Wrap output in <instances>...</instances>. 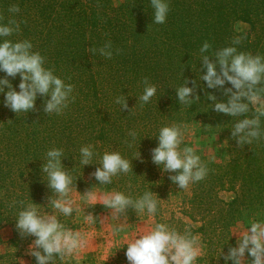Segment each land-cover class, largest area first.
<instances>
[{
    "label": "trees",
    "instance_id": "obj_1",
    "mask_svg": "<svg viewBox=\"0 0 264 264\" xmlns=\"http://www.w3.org/2000/svg\"><path fill=\"white\" fill-rule=\"evenodd\" d=\"M165 2L169 5L166 21L155 24L150 0H120L117 5L114 0H0V25H6L9 19L19 24V31L0 37V43L4 39L29 40L32 51L45 58L44 67L74 86L75 97L61 114L47 115L43 112L47 97L37 96L36 111L14 113L4 106V94L0 93V224L15 228L24 207L57 198L41 172L45 153L52 147L63 149L61 163L73 184L99 167L106 151H118L131 161L133 173H119L112 177L111 184L103 185L133 200L146 190L156 194L158 223L166 224L160 218L166 206L197 225L185 226L187 232L199 237L202 246L195 264L214 263L216 256L224 261L219 257L221 250L227 253L228 247L235 245L232 227L243 223L248 215L264 218V137L238 146L231 136L236 122L253 118L256 112L250 103L249 111L241 116L215 112L214 102L207 95H214L216 102H226L227 97L223 89H209L200 79L204 75L201 56L209 55L215 62L212 56L221 48L236 47L238 52L264 57V0ZM14 4L19 6V13L8 11ZM235 23L247 24L248 34H237ZM235 38L240 39L239 44L232 43ZM109 40L111 59L98 51ZM206 41L211 48L201 54ZM5 75L0 72V79ZM145 77L157 91L142 105L139 97ZM7 79L19 91V74ZM185 79L190 81L187 87H193L191 81H196L195 95L200 97L191 105L178 102L176 97L175 90ZM230 87L226 82L224 88ZM119 96L126 97L128 109L121 110L115 103ZM193 121L200 122L201 136L225 143L228 155L218 163L197 152L207 175L180 189L168 178L175 173L164 172L162 165L154 164L150 150L158 146L156 136L161 127ZM260 127L264 132L263 117ZM130 131L136 132L135 140L129 136ZM87 144L94 146L95 155L92 165L83 166L79 149ZM184 147L190 145L182 141L180 149ZM226 191L235 194L229 203L218 198ZM126 212L137 214V219L142 216L131 208ZM166 225L171 228L170 223ZM183 226L176 227L181 234Z\"/></svg>",
    "mask_w": 264,
    "mask_h": 264
},
{
    "label": "clouds",
    "instance_id": "obj_2",
    "mask_svg": "<svg viewBox=\"0 0 264 264\" xmlns=\"http://www.w3.org/2000/svg\"><path fill=\"white\" fill-rule=\"evenodd\" d=\"M153 11V23L164 24L169 12V5L165 0H150ZM10 13H19L18 5H11ZM19 31V24L15 19H9L6 25H0V37H9L13 32ZM233 44H239L240 39L235 38ZM33 45L29 40L12 42L4 39L0 43V72L5 73V78L0 79V93L4 94V106L14 113L36 111L35 101L37 96L47 97L44 100L43 112L48 114H61L74 102L72 96L74 86L66 84L61 78L54 75V70L45 68V58L32 51ZM211 45L206 41L200 48V53H206ZM95 53L97 49H90ZM99 54L107 59L113 55L112 43L109 40L98 49ZM119 49H116L119 54ZM202 55L201 61L204 75L200 77L209 89H223L227 97L226 102H216L214 95H207L208 100L214 102L213 110L229 117L246 114L249 103L260 104L253 118H244L235 123L231 136L235 138L238 146L251 144L253 140L264 137L261 131L260 117L264 116V57L259 54L238 52L236 47H224L217 50L213 56ZM219 66V72H217ZM19 74V91H16L7 79L15 78ZM144 90L139 100L142 105L147 104L156 94L157 87L143 79ZM231 85L224 88L225 83ZM187 79L175 92L178 102L191 105L199 101L195 95L196 81H191L193 87H187ZM5 87L8 89L4 91ZM192 97V99H190ZM247 101V102H243ZM115 103L121 110L128 109L126 97L119 96ZM129 136L135 140L136 132L130 131ZM158 146L150 150L151 160L158 166H163L164 172L175 173L168 178L180 189H185L192 182H198L207 175V168L201 163L200 157L191 147L180 149L183 141L181 126L173 124L159 129L156 136ZM131 147V145H129ZM92 144L80 147V161L83 166L92 165L95 155ZM64 151L62 148L52 147L45 153L46 162L41 166V172L46 174L47 187L58 198H48L53 208L65 217L71 216L74 201L69 198L73 191V178L68 174L61 163ZM139 158V152L137 153ZM99 167L90 173V177L99 184H111L112 177L119 173H133L131 161L121 156L118 151L104 152L100 157ZM75 187V185H74ZM88 201L95 205L102 204L111 210L114 218H119L126 210L131 208L138 213L145 210L150 215L157 211L156 194L146 190L142 196L133 200L119 191L104 193L98 200L97 195L90 190L83 194ZM23 204V202H21ZM38 206L31 203L19 211L16 219V228L21 237H35L29 246L28 255L35 258L36 264H57V260L83 249L87 243L80 231H73L62 224L55 215L40 214ZM88 223H94L97 218L92 213L85 216ZM249 227L237 234L235 246H229L227 253L220 252L225 264H264V221L252 219ZM119 229H117L118 231ZM137 236L139 238H137ZM127 242L125 256L128 264H195L202 255V248L198 236L190 232L179 233L175 228L158 223L150 230L137 235Z\"/></svg>",
    "mask_w": 264,
    "mask_h": 264
},
{
    "label": "rangeland",
    "instance_id": "obj_3",
    "mask_svg": "<svg viewBox=\"0 0 264 264\" xmlns=\"http://www.w3.org/2000/svg\"><path fill=\"white\" fill-rule=\"evenodd\" d=\"M120 0H114V4H119ZM234 31L237 34L246 35L249 32V26L244 23H235ZM251 107L256 112L260 104L250 103ZM257 114V113H256ZM264 118V116H262ZM181 131H183V141L190 145L194 150V153H200L208 161L215 159L218 163H223L227 159V151L225 143H220L216 137H203L199 133L201 131V124L199 121H193L187 124L181 125ZM75 185V187H74ZM107 186V185H106ZM103 184H99L94 178L87 175L82 178V181L73 184V191L70 192L69 198L74 201V211L71 216L65 217L62 213L52 207L48 200H41L38 206V212L40 214L55 215L57 219L64 224L67 228L73 231H80L87 243L85 247L70 256L65 257L63 260H57V264H106L111 263L115 259H121L122 262L128 263L125 252L127 242L136 235L142 234L141 230L138 232L142 224L148 226L146 231L150 230V225L155 227L158 224L156 216L143 212L141 218L137 219L136 215H128L123 213L119 218H114L111 214V210L105 208L102 204L97 203L92 205L86 197L83 196L86 190H90L99 198L109 190ZM188 193V191H186ZM235 197V194L230 191L221 192L218 194L219 200L223 203L231 202ZM58 198V197H57ZM11 201H13L11 199ZM38 205V204H37ZM175 205V204H174ZM176 206V205H175ZM88 213H92L97 220L94 223H88L85 216ZM14 214H11V221L15 219ZM133 216L132 218H130ZM160 218L163 222L170 223L171 228H175L181 225L182 233L187 230V224L192 227L197 225L192 224L187 218H184L182 214L176 213L173 208H166L163 206L160 211ZM135 219V220H134ZM257 219L264 221V218H259L254 215H248L245 217L243 223H237L231 229V236L236 244L237 234L242 233L248 228L249 221ZM141 224V225H140ZM139 225V228H137ZM143 226V228H145ZM118 228H121L117 231ZM136 229V230H135ZM137 238H139L137 236ZM35 237L25 236L21 237L17 228L8 223L0 224V264H36L35 258L28 255L29 246L32 244ZM201 246V245H200ZM235 246V245H234ZM93 248V250H92ZM202 248V246H201ZM226 254V253H225ZM220 255V253H219ZM200 257V256H199ZM214 259V263L204 264H225V261H221L217 258ZM230 262V261H229ZM112 264V263H111Z\"/></svg>",
    "mask_w": 264,
    "mask_h": 264
},
{
    "label": "crops",
    "instance_id": "obj_4",
    "mask_svg": "<svg viewBox=\"0 0 264 264\" xmlns=\"http://www.w3.org/2000/svg\"><path fill=\"white\" fill-rule=\"evenodd\" d=\"M141 225V224H140ZM143 226H145L144 224H142V226H141V228L140 229H137V231L139 232L140 230H141V233H143V232H146V228L149 226H145V228H143ZM137 228H139V225H137ZM151 228H153V226H151L150 225V229ZM118 229H121V228H118ZM136 230V229H135ZM137 236V235H136ZM135 236V237H136ZM92 250H93V248H92ZM110 261H112L111 263L112 264H128V263H125V262H122L121 261V259H115V261L114 260H110ZM111 263H106V264H111Z\"/></svg>",
    "mask_w": 264,
    "mask_h": 264
}]
</instances>
